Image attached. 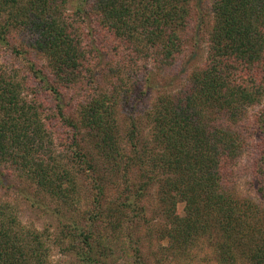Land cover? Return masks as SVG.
Instances as JSON below:
<instances>
[{
	"label": "trees",
	"instance_id": "obj_1",
	"mask_svg": "<svg viewBox=\"0 0 264 264\" xmlns=\"http://www.w3.org/2000/svg\"><path fill=\"white\" fill-rule=\"evenodd\" d=\"M199 1L0 0V192L57 220L0 198V264H264V0Z\"/></svg>",
	"mask_w": 264,
	"mask_h": 264
},
{
	"label": "rangeland",
	"instance_id": "obj_2",
	"mask_svg": "<svg viewBox=\"0 0 264 264\" xmlns=\"http://www.w3.org/2000/svg\"><path fill=\"white\" fill-rule=\"evenodd\" d=\"M210 0H200L198 4L201 5V8L205 6ZM199 6V5H198ZM206 7V6H205ZM200 9V7H198ZM199 11V10H198ZM200 11L205 15H208L206 10L200 9ZM204 24V23H203ZM208 25V24H207ZM204 26V28L207 27ZM203 27V26H202ZM193 34L195 35V40L193 38ZM204 34L202 33H193L189 35V49L187 52L181 57L177 65L173 68H170L166 72L158 73L154 78H167V81L172 77L171 83L168 85L169 87L175 86L180 87L185 81V73L189 72L192 68H196L201 66L207 55V45L206 39ZM19 40H24L23 36L17 37ZM196 40H198V45ZM196 44V45H195ZM173 84V85H172ZM264 110V100L260 106L255 109L250 110V115ZM244 167V163L242 165ZM245 173L241 174L240 179L238 180V192L240 195H252L256 197V179L251 172L244 170ZM21 186V185H20ZM25 188V187H24ZM23 189V188H22ZM0 198L4 200H10L17 206V211L19 214V218L21 221L27 225H33L39 230L48 228L50 229L51 233H55L57 230L56 224L57 220L55 215L52 211L51 200L49 198L40 197L38 201L40 202V206L37 208L30 207L24 199L21 198L17 192L9 191V192H0ZM47 206V207H46ZM47 208V210H46ZM179 211L183 212V205H180ZM121 256H123L122 250L120 251ZM51 260L54 261L56 264H75L74 259L71 256L66 255L62 252L59 248L53 247ZM124 260H119V264H122ZM78 264V263H76Z\"/></svg>",
	"mask_w": 264,
	"mask_h": 264
}]
</instances>
